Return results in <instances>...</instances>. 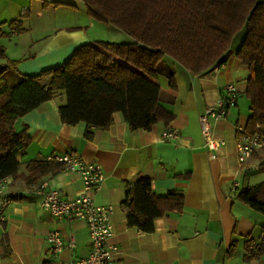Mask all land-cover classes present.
Returning <instances> with one entry per match:
<instances>
[{
  "label": "crops",
  "instance_id": "crops-1",
  "mask_svg": "<svg viewBox=\"0 0 264 264\" xmlns=\"http://www.w3.org/2000/svg\"><path fill=\"white\" fill-rule=\"evenodd\" d=\"M51 2L61 4L44 6ZM14 20L20 32L11 24ZM0 32V45L7 58L18 60L16 69L22 75L61 65L76 47L91 41H133L125 32L90 18L81 0H0ZM242 40L231 45L224 67L217 70L193 73L164 56L165 68L157 70L156 80L160 103L173 118L157 121L150 130H131L115 112L108 129H94L92 138L86 139L84 123L60 120L63 92L18 118L14 128H26L30 143L25 156L19 157L18 177H7L19 196L0 215V264H49L46 236L52 230H58L64 242L70 234L75 238L74 248L60 252L61 264H72L90 252L84 221L58 220L40 206L42 182L74 197L82 189L79 175L63 168L33 182L23 179L28 161L54 160L69 151L99 165L105 174L101 189L92 197L95 203L114 208L109 243L117 250L110 264H264V255L244 258L248 240L264 241V214L236 197L239 189L264 182L261 150L239 163L235 148L236 128L245 129L251 114L245 97L248 69L236 57ZM169 71L173 90L168 87ZM227 83L235 84L237 102L225 117L212 121L214 136L225 141L212 159L204 147L198 116ZM169 128L177 129V142L162 139ZM140 178L150 179L157 195L173 191L184 197L182 210L155 218L150 233L129 227L122 205L126 185Z\"/></svg>",
  "mask_w": 264,
  "mask_h": 264
},
{
  "label": "trees",
  "instance_id": "trees-1",
  "mask_svg": "<svg viewBox=\"0 0 264 264\" xmlns=\"http://www.w3.org/2000/svg\"><path fill=\"white\" fill-rule=\"evenodd\" d=\"M81 1L90 18L125 32L133 41L95 40L79 45L66 62L35 75L20 74L17 60L7 58L0 45V178L18 177L19 157L25 156L30 143L26 128L16 131L15 121L44 101L63 92L66 100L58 108L60 120L69 125L84 123L86 139L92 138L94 129H108L115 112L121 113L131 130H150L157 121L173 118L160 103L156 77L161 59L170 56L193 73L207 71L224 64L241 29L245 34L236 57L248 69L245 97L251 112L245 130L264 139V1ZM11 24L21 31L18 21ZM167 78L169 89H175L172 72ZM260 160L264 168V148ZM63 168L64 163L56 160H30L23 179L33 182ZM236 197L264 214V182L239 189ZM122 205L127 225L150 233L155 218L182 210L184 197L173 191L157 195L150 179L140 178L126 185ZM244 251L246 260L261 257L264 241L248 240Z\"/></svg>",
  "mask_w": 264,
  "mask_h": 264
},
{
  "label": "built area",
  "instance_id": "built-area-1",
  "mask_svg": "<svg viewBox=\"0 0 264 264\" xmlns=\"http://www.w3.org/2000/svg\"><path fill=\"white\" fill-rule=\"evenodd\" d=\"M224 64L214 67V70L223 68ZM237 88L233 83L222 86L221 94L217 100L207 106L198 116L200 133L204 147L210 152V157L216 159V151L224 145L223 139L214 136L212 121L226 116L228 109L236 104ZM259 128V125H256ZM179 134L177 129H167L162 139L177 142ZM235 148L237 160L244 162L254 151L264 148V139L257 132L249 133L242 127L236 128ZM54 160L63 162L64 169L75 172L82 181V189L74 197L64 196L57 188L51 187L47 182L40 184L42 190L41 208L58 220H82L85 222L90 237V252L84 258H79L72 264H110L117 247L109 243L113 235L112 215L114 208L111 205L95 203L92 193L99 191L105 179V174L99 165L85 161L81 155L69 151ZM7 177L0 178V215L7 205L19 196V191L9 187ZM234 185H237L235 182ZM48 244L49 264H61L60 252L64 247L74 248L75 238L69 235L66 242L58 230L50 231L46 236Z\"/></svg>",
  "mask_w": 264,
  "mask_h": 264
},
{
  "label": "rangeland",
  "instance_id": "rangeland-1",
  "mask_svg": "<svg viewBox=\"0 0 264 264\" xmlns=\"http://www.w3.org/2000/svg\"><path fill=\"white\" fill-rule=\"evenodd\" d=\"M257 1H264V0H257ZM245 34V30L241 29L239 32H237L233 38L232 41V47H234L240 40H242L243 36ZM18 61V60H17ZM165 65H164V61L162 60L158 65H157V70L161 71L164 70ZM35 75V74H33Z\"/></svg>",
  "mask_w": 264,
  "mask_h": 264
},
{
  "label": "water",
  "instance_id": "water-1",
  "mask_svg": "<svg viewBox=\"0 0 264 264\" xmlns=\"http://www.w3.org/2000/svg\"><path fill=\"white\" fill-rule=\"evenodd\" d=\"M249 17V16H248Z\"/></svg>",
  "mask_w": 264,
  "mask_h": 264
}]
</instances>
